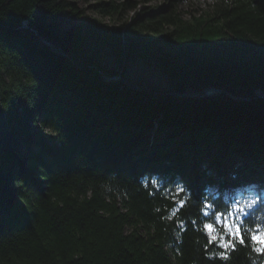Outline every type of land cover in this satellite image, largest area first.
<instances>
[{
	"label": "trees",
	"instance_id": "16d2710c",
	"mask_svg": "<svg viewBox=\"0 0 264 264\" xmlns=\"http://www.w3.org/2000/svg\"><path fill=\"white\" fill-rule=\"evenodd\" d=\"M171 1L110 26L71 0H0V95L27 152L0 159V264H264L247 240L221 260L201 230L209 193L218 211L264 201V0L189 20ZM140 4L96 8L120 19ZM65 14L87 25L65 29ZM129 64L163 87L131 81ZM211 87L226 94L191 96Z\"/></svg>",
	"mask_w": 264,
	"mask_h": 264
},
{
	"label": "snow or ice",
	"instance_id": "6c2138e0",
	"mask_svg": "<svg viewBox=\"0 0 264 264\" xmlns=\"http://www.w3.org/2000/svg\"><path fill=\"white\" fill-rule=\"evenodd\" d=\"M183 192L184 187L177 185L173 198L179 197ZM188 198L189 194H186L183 199L178 200L176 211L184 206ZM217 199L209 193L203 197L201 208L202 216L207 218L201 230L209 237V243L217 244L224 250L214 255L226 261L229 253L236 250V245H246V240L253 252L264 255V201L258 199L257 194L251 198L235 200L227 211H218ZM249 224H255V227H249ZM180 226L183 227V224Z\"/></svg>",
	"mask_w": 264,
	"mask_h": 264
},
{
	"label": "rangeland",
	"instance_id": "374dc122",
	"mask_svg": "<svg viewBox=\"0 0 264 264\" xmlns=\"http://www.w3.org/2000/svg\"><path fill=\"white\" fill-rule=\"evenodd\" d=\"M76 3V5L82 9L85 10L86 17H93L98 19L100 22L113 26L117 23H123L124 21L128 20L129 18L136 15V13H140L143 8H163L167 7L172 3L171 0H134L138 1L141 4L136 10L133 11H127L125 12L120 19H117V17L112 18L109 16H105L99 13L98 9L96 8V5L100 2H111L113 0H71ZM117 3H122L126 0H114ZM214 3V0H180L178 3H175L176 12L183 18L184 20H189L192 16L198 17L202 15L203 13L211 11L212 5ZM86 17H72L69 14H65L62 25L65 29H69L71 27H77L82 26L85 27L87 25V18ZM26 24V23H24ZM102 60L103 64L107 66L109 69L112 70H118L121 71L123 69L120 64L116 62L114 57L108 53L104 52L102 54ZM123 65V64H122ZM124 72L126 76L133 82L137 83H143V84H158L160 87H163V83L165 81L164 76L157 71L155 68H151L150 66H146L144 64H129L127 67H124ZM120 77V76H117ZM115 78V77H114ZM122 80V79H120ZM212 88V87H211ZM216 91H210L207 92V94H213ZM257 96H260V90L256 92ZM262 98V97H261ZM49 133V130L47 128L42 130L43 135H47ZM14 134V133H13ZM16 138V137H15ZM17 141V139H16ZM15 153H20L21 155H27V152L23 147L17 148L15 146ZM14 154V153H13ZM27 167V166H26ZM228 171V170H227ZM231 171L227 173V175H230ZM250 196H244L241 195H234L231 197V204L235 200H240L242 198H251ZM218 227V226H217Z\"/></svg>",
	"mask_w": 264,
	"mask_h": 264
},
{
	"label": "water",
	"instance_id": "95a60500",
	"mask_svg": "<svg viewBox=\"0 0 264 264\" xmlns=\"http://www.w3.org/2000/svg\"><path fill=\"white\" fill-rule=\"evenodd\" d=\"M23 27H27V24H24ZM44 42L47 45H49L54 51L62 54V52L58 51L52 43L48 41H44ZM107 79L110 81H116L122 78L121 77H115V78L107 77ZM210 91H217L220 94H226L224 91L217 89V88H206L200 94H192L191 96L192 97L200 96ZM260 96L264 99V94L262 93V91H260ZM16 142L17 141L15 138V135L13 134L10 128L9 122L7 120V115L3 107V102H2L1 95H0V158L7 154H13L16 151L15 150ZM1 188H2V179L0 176V190Z\"/></svg>",
	"mask_w": 264,
	"mask_h": 264
},
{
	"label": "bare ground",
	"instance_id": "6f19581e",
	"mask_svg": "<svg viewBox=\"0 0 264 264\" xmlns=\"http://www.w3.org/2000/svg\"><path fill=\"white\" fill-rule=\"evenodd\" d=\"M23 27V26H22ZM17 143V142H16ZM15 153V152H14ZM7 155H9V154H7ZM6 156V155H5ZM2 157H4V156H2ZM2 157L0 158V159H2Z\"/></svg>",
	"mask_w": 264,
	"mask_h": 264
}]
</instances>
